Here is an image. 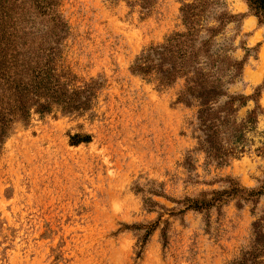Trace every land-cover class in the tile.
Here are the masks:
<instances>
[{
  "label": "rangeland",
  "instance_id": "obj_1",
  "mask_svg": "<svg viewBox=\"0 0 264 264\" xmlns=\"http://www.w3.org/2000/svg\"><path fill=\"white\" fill-rule=\"evenodd\" d=\"M131 1L60 0V64L102 87L91 111L33 114L0 146V264H228L254 243L264 195L241 196L264 187V23L246 0H221L206 21L242 63L229 86L247 97L238 119L258 114L244 151L219 166L199 147L198 107L178 101L184 80L131 70L185 29L184 0L149 11ZM76 134L91 141L74 145ZM213 190L226 191L224 205L188 208Z\"/></svg>",
  "mask_w": 264,
  "mask_h": 264
},
{
  "label": "trees",
  "instance_id": "obj_2",
  "mask_svg": "<svg viewBox=\"0 0 264 264\" xmlns=\"http://www.w3.org/2000/svg\"><path fill=\"white\" fill-rule=\"evenodd\" d=\"M114 1V0H112ZM252 13L264 23V0H246ZM155 0H133L150 10ZM221 0H184L181 18L185 29L171 33L161 44L152 45L135 59L132 72L148 80L171 85L183 79L178 101L198 107L199 147L207 160L219 166L245 149V130L256 127L258 114L251 111L239 120L238 109L247 97L231 94L229 86L241 73L242 63L217 46L221 28L206 26L211 10ZM60 0H0V146L19 123L33 114H83L91 111L102 82H81L60 64L63 41L69 27L59 11ZM228 19L232 16L225 15ZM91 136L76 134L71 143H88ZM226 191L213 190L202 199L188 198L187 206L208 210L224 205ZM264 195L243 189L246 201ZM255 239L240 259L228 264H264V222H254ZM148 234V233H147Z\"/></svg>",
  "mask_w": 264,
  "mask_h": 264
}]
</instances>
